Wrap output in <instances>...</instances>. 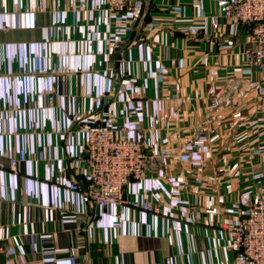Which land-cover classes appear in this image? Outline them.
<instances>
[{
    "label": "crops",
    "instance_id": "1",
    "mask_svg": "<svg viewBox=\"0 0 264 264\" xmlns=\"http://www.w3.org/2000/svg\"><path fill=\"white\" fill-rule=\"evenodd\" d=\"M225 2L128 0L111 12L106 0H0V264H43L44 250L70 245L90 264H240L219 230L264 189L253 177L264 174V75L245 65L247 28L224 17ZM95 123L170 150L126 188L161 214L118 219L54 182L87 183L80 156ZM200 135L208 143L193 148Z\"/></svg>",
    "mask_w": 264,
    "mask_h": 264
},
{
    "label": "built area",
    "instance_id": "2",
    "mask_svg": "<svg viewBox=\"0 0 264 264\" xmlns=\"http://www.w3.org/2000/svg\"><path fill=\"white\" fill-rule=\"evenodd\" d=\"M106 3L111 12L130 9L128 0H106ZM224 17L246 26L248 41L242 51L245 65L260 70L264 75V0H226ZM212 27L214 32L221 30L222 21L219 17L213 21ZM49 100L51 104L55 95L51 94ZM219 104L220 98L215 97L212 106L217 107ZM207 143L208 137L200 135L193 140L192 147L200 149ZM181 151L186 152V147L181 148ZM189 153L192 151L189 150ZM170 156L171 152L167 148L148 152L143 140L118 134L111 124L100 123L88 128L85 153L80 156L87 169V183L62 174L56 176L54 182L81 191L86 199L101 208H111L118 219L129 209L157 215L162 213L160 202L129 197L126 188L132 180H141L149 172L157 170ZM27 159L26 150H19L10 157L9 169L17 171ZM4 166L0 157V167ZM253 177L261 180L264 174H253ZM261 191L260 196L248 199L242 217L237 222L224 224L219 230L230 244L241 249L240 264H264V189ZM192 219H196L195 211H192ZM3 251L4 246L0 243V252ZM42 254L43 264H61L58 258L60 254L66 256L67 264H90L87 260L80 262L75 245L44 250Z\"/></svg>",
    "mask_w": 264,
    "mask_h": 264
},
{
    "label": "water",
    "instance_id": "3",
    "mask_svg": "<svg viewBox=\"0 0 264 264\" xmlns=\"http://www.w3.org/2000/svg\"><path fill=\"white\" fill-rule=\"evenodd\" d=\"M118 88H119V85H118L117 83H115V84L113 85L114 92H117V91H118ZM110 100H112V98H109L108 101H110Z\"/></svg>",
    "mask_w": 264,
    "mask_h": 264
},
{
    "label": "trees",
    "instance_id": "4",
    "mask_svg": "<svg viewBox=\"0 0 264 264\" xmlns=\"http://www.w3.org/2000/svg\"><path fill=\"white\" fill-rule=\"evenodd\" d=\"M116 67H119V62H116ZM99 123L91 124L90 126L98 125Z\"/></svg>",
    "mask_w": 264,
    "mask_h": 264
}]
</instances>
